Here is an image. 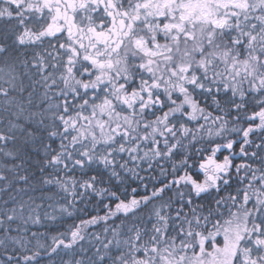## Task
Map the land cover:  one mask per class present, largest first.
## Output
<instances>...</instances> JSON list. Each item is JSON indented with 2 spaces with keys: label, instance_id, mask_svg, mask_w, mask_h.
<instances>
[{
  "label": "snow or ice",
  "instance_id": "obj_1",
  "mask_svg": "<svg viewBox=\"0 0 264 264\" xmlns=\"http://www.w3.org/2000/svg\"><path fill=\"white\" fill-rule=\"evenodd\" d=\"M0 264H264V0H0Z\"/></svg>",
  "mask_w": 264,
  "mask_h": 264
}]
</instances>
